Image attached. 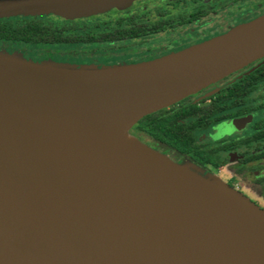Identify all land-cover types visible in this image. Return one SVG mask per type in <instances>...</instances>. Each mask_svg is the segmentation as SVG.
Instances as JSON below:
<instances>
[{
	"label": "water",
	"instance_id": "1",
	"mask_svg": "<svg viewBox=\"0 0 264 264\" xmlns=\"http://www.w3.org/2000/svg\"><path fill=\"white\" fill-rule=\"evenodd\" d=\"M262 57L264 16L139 65L77 69L0 55V264H215L81 168L103 147L201 245L234 264H264L263 212L127 139L142 118Z\"/></svg>",
	"mask_w": 264,
	"mask_h": 264
},
{
	"label": "flooded vegetation",
	"instance_id": "2",
	"mask_svg": "<svg viewBox=\"0 0 264 264\" xmlns=\"http://www.w3.org/2000/svg\"><path fill=\"white\" fill-rule=\"evenodd\" d=\"M200 2L174 0V3H183L188 8L176 13L158 10L153 20L131 14L118 18L113 26L94 24L88 27L75 21L55 22H73L94 34L126 32L135 27L149 32L114 42L77 46H90L89 51L76 47V64L107 67L150 63L220 38L264 16V0ZM181 30L182 33L168 43L157 41L161 35ZM153 114L163 121L183 115L177 124L185 125V130L193 138L189 148L183 152L136 126L138 138L144 140L149 148L170 159L175 158L176 163L187 165L202 176H227L228 184L238 190L264 192V57ZM222 121H232L235 134H231V127L225 125L216 133L223 139H209L212 126Z\"/></svg>",
	"mask_w": 264,
	"mask_h": 264
},
{
	"label": "trees",
	"instance_id": "3",
	"mask_svg": "<svg viewBox=\"0 0 264 264\" xmlns=\"http://www.w3.org/2000/svg\"><path fill=\"white\" fill-rule=\"evenodd\" d=\"M80 31V33H79ZM149 33L135 27L129 31H113L108 34H94L86 27H79L73 22L58 23L38 19H0V55L10 57L28 56V62L34 64H55L72 68H114L132 66L127 64L96 67L75 63L76 47L82 44L114 42L124 38L137 37ZM55 48H61L59 52ZM184 116L168 120H158L157 114L141 119L136 126L144 129L153 137L165 140L169 145L183 151L192 143V136L185 125L177 124ZM186 129V130H185Z\"/></svg>",
	"mask_w": 264,
	"mask_h": 264
},
{
	"label": "rangeland",
	"instance_id": "4",
	"mask_svg": "<svg viewBox=\"0 0 264 264\" xmlns=\"http://www.w3.org/2000/svg\"><path fill=\"white\" fill-rule=\"evenodd\" d=\"M17 0H0V19H21V18H45L50 21H75L77 23H82L88 25V27L98 24L103 26H113L114 22L120 17H126L131 14H137L146 19H155V14L158 10L160 11H171L176 13L178 11H183L188 8V6L178 5L174 3V0H82L71 2L65 6L57 7L55 5L45 6V0H40L37 6L45 7H28L22 9H10L7 7L8 3ZM199 0V3H201ZM185 3H189L186 1ZM30 4V3H29ZM36 5V4H35ZM55 6V7H54ZM181 31L168 32L161 35L160 38H156L160 43H168L175 36L182 33ZM185 31V30H184ZM151 43H154L152 41ZM78 50H90V46H79ZM61 52V48H55ZM17 59L28 62V56L15 55ZM127 139L135 142L138 145L148 147L144 140L138 138L136 126H134L127 135ZM149 148V147H148ZM160 154V153H159ZM162 155V154H161ZM164 156V155H162ZM167 158L169 161L176 163L175 158ZM182 165V164H178ZM222 176V175H221ZM216 176L212 175V178L217 180L222 186L232 190L239 198L245 202L250 203L256 209L264 213V192L258 193L251 190H238L228 184L229 178L227 176Z\"/></svg>",
	"mask_w": 264,
	"mask_h": 264
},
{
	"label": "bare ground",
	"instance_id": "5",
	"mask_svg": "<svg viewBox=\"0 0 264 264\" xmlns=\"http://www.w3.org/2000/svg\"><path fill=\"white\" fill-rule=\"evenodd\" d=\"M38 1L40 0H17L10 5H32L36 7L37 4H40L37 3ZM58 1L61 0H45L42 3L45 5ZM93 154L98 156V159H95L96 165L93 164V159L90 160ZM111 154H115L113 149L105 147L98 148L91 154L90 158L82 160V164H80L81 168L96 181H99L105 188L120 196V198L134 208L144 211L145 215L172 231L178 238L196 246L199 250L201 248L200 251L205 253V257L211 262L215 264H234L229 259L227 260L224 254H220L218 247L211 249L201 245L194 237V232H188L185 226H183L186 222L171 207L165 204L164 201L149 194L147 187L138 182L137 177L127 170V167L124 165L125 163L119 162ZM101 168H106L107 171H102ZM160 210H165L170 215L165 212L162 215L159 212Z\"/></svg>",
	"mask_w": 264,
	"mask_h": 264
},
{
	"label": "clouds",
	"instance_id": "6",
	"mask_svg": "<svg viewBox=\"0 0 264 264\" xmlns=\"http://www.w3.org/2000/svg\"><path fill=\"white\" fill-rule=\"evenodd\" d=\"M228 125L231 127V134H235V125L232 121H222L220 124H215L212 126L211 131L209 132L208 138L216 141L217 139H223V137H217V130L220 129L222 126Z\"/></svg>",
	"mask_w": 264,
	"mask_h": 264
}]
</instances>
